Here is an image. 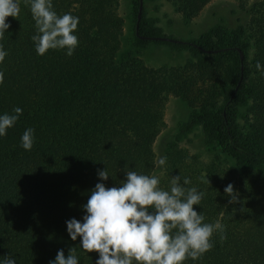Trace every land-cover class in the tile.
Masks as SVG:
<instances>
[{
	"label": "trees",
	"instance_id": "obj_1",
	"mask_svg": "<svg viewBox=\"0 0 264 264\" xmlns=\"http://www.w3.org/2000/svg\"><path fill=\"white\" fill-rule=\"evenodd\" d=\"M169 1L192 18L212 0ZM237 1L245 23L216 25L186 40L164 35L145 8L137 26L142 0H135L134 46L160 43L195 58L155 69L131 52L118 58L124 36L119 0H53L58 14L79 17L71 57L59 49L37 55L30 5L21 0L19 16L8 18L11 28L0 40L8 52L0 63V114L23 110L0 137V259L48 264L58 250L67 255L76 247L80 264H95L98 253L72 241L66 221L82 219L81 205L106 167L108 186L134 170L158 175L164 189L172 176L187 177L188 187L205 193L194 208L224 231L214 233L208 252L184 264H264V75L256 69L257 61L264 65V0ZM169 95L188 103L181 132L201 126L211 160L201 164L174 141L160 156L167 158L161 174L153 145ZM27 128L35 134L31 151L20 146ZM229 183L239 203H229Z\"/></svg>",
	"mask_w": 264,
	"mask_h": 264
},
{
	"label": "clouds",
	"instance_id": "obj_2",
	"mask_svg": "<svg viewBox=\"0 0 264 264\" xmlns=\"http://www.w3.org/2000/svg\"><path fill=\"white\" fill-rule=\"evenodd\" d=\"M20 2L0 0V40L11 28L8 18L19 16ZM24 3L30 5L34 21L35 34L31 39L37 55L59 49L71 57L79 44L75 34L79 17L70 12L58 14L53 0H24ZM7 55L0 44V63ZM256 69L264 75V65L259 61ZM22 114L20 107L0 114V137L7 135ZM34 139V129H25L20 146L31 151ZM166 160L160 157L156 163L164 166ZM97 175L100 182L81 205L82 219L73 217L66 221L70 239L79 240L78 246L84 251L98 253L95 264H184L185 260L198 259L208 252L213 247L214 233L224 231L219 221L206 223L203 212L195 210L205 193L188 187L191 182L187 177L172 176L169 188L164 189L155 174L124 170V179L114 186L105 183L111 177L106 167L98 170ZM224 193L230 197V204L240 202L232 183L224 188ZM0 264H17V260L6 255ZM48 264H80L76 247H70L67 255L63 249L58 250Z\"/></svg>",
	"mask_w": 264,
	"mask_h": 264
},
{
	"label": "rangeland",
	"instance_id": "obj_3",
	"mask_svg": "<svg viewBox=\"0 0 264 264\" xmlns=\"http://www.w3.org/2000/svg\"><path fill=\"white\" fill-rule=\"evenodd\" d=\"M135 0H119V14L124 20V36L118 51L122 59L132 53L145 65L159 69L161 67L183 66L189 60L195 59L188 50L174 49L170 45L150 43L148 45H133L134 25L136 21ZM147 17L161 28L162 33L180 39H196L211 31L216 25L224 28H234L248 20V15L237 0H212L195 17H186L178 4L169 0H142ZM203 57V56H201ZM191 109L188 103L180 97L169 95L165 107L164 126L157 137L153 149L157 161L163 150L174 141L196 154L201 164L211 160L202 139V127L183 133L181 126L189 120ZM246 108L241 113V123L246 121ZM164 166H158L162 174Z\"/></svg>",
	"mask_w": 264,
	"mask_h": 264
},
{
	"label": "water",
	"instance_id": "obj_4",
	"mask_svg": "<svg viewBox=\"0 0 264 264\" xmlns=\"http://www.w3.org/2000/svg\"><path fill=\"white\" fill-rule=\"evenodd\" d=\"M142 13H143V1L140 4V8H139V12H138V22H137V26L139 25V21L142 18ZM160 39H169L168 37H159ZM213 51V50H211ZM241 57L243 59V53L241 52Z\"/></svg>",
	"mask_w": 264,
	"mask_h": 264
}]
</instances>
